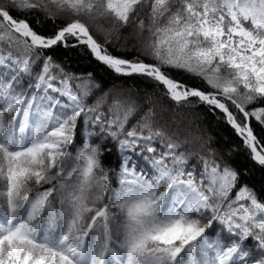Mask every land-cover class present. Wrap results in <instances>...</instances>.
<instances>
[{
  "label": "snow or ice",
  "instance_id": "6c2138e0",
  "mask_svg": "<svg viewBox=\"0 0 264 264\" xmlns=\"http://www.w3.org/2000/svg\"><path fill=\"white\" fill-rule=\"evenodd\" d=\"M0 264H264V0H0Z\"/></svg>",
  "mask_w": 264,
  "mask_h": 264
},
{
  "label": "trees",
  "instance_id": "16d2710c",
  "mask_svg": "<svg viewBox=\"0 0 264 264\" xmlns=\"http://www.w3.org/2000/svg\"><path fill=\"white\" fill-rule=\"evenodd\" d=\"M63 59V57H59ZM65 67L70 71L81 72L84 70H92L94 65L89 63V58L82 53H69L68 58L65 61ZM98 78L102 79L103 85L105 88L110 87L113 83L114 78L111 75H104L103 73L98 72ZM183 78L188 79L186 75ZM208 134L213 136V146L214 147H224L229 143L235 141V138L232 136L231 132L221 123L216 124L215 122H210L206 126ZM233 163L237 167H242L244 165H250V161L245 159L244 153L234 154ZM257 175V179H258Z\"/></svg>",
  "mask_w": 264,
  "mask_h": 264
}]
</instances>
